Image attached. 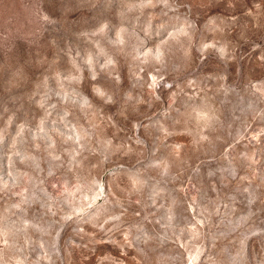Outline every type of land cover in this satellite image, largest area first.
I'll use <instances>...</instances> for the list:
<instances>
[{
	"label": "rangeland",
	"instance_id": "374dc122",
	"mask_svg": "<svg viewBox=\"0 0 264 264\" xmlns=\"http://www.w3.org/2000/svg\"><path fill=\"white\" fill-rule=\"evenodd\" d=\"M0 264H264V0H0Z\"/></svg>",
	"mask_w": 264,
	"mask_h": 264
}]
</instances>
